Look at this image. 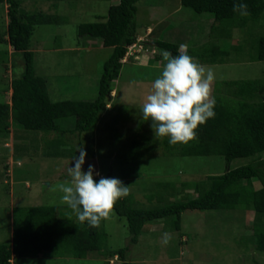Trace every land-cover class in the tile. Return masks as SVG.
<instances>
[{"label":"rangeland","instance_id":"obj_1","mask_svg":"<svg viewBox=\"0 0 264 264\" xmlns=\"http://www.w3.org/2000/svg\"><path fill=\"white\" fill-rule=\"evenodd\" d=\"M17 1L20 16L33 27L29 40L33 68L46 80L50 101L92 100L111 48L78 37L77 27L103 21L107 8L118 0ZM135 5L137 40L145 42L147 51L133 53L121 64L105 99L106 108L92 130L75 131L72 117L57 121L61 130L57 133L23 130L7 120V129L0 133V244H10V211L15 207L53 206L60 219L78 221L76 213L62 202L63 193L54 187L70 179L67 168L74 166L71 161L79 157L80 147L86 152L82 171L92 165L94 178L109 174V178L119 179L129 187L133 207L140 209L194 198L196 192L187 184L223 172L221 156H166L162 140L167 137H156L152 121L143 120L144 99L166 63L152 41L173 43L178 49L180 44L196 49L213 42L227 49L226 63H201L214 70L213 94L215 84L223 81L260 80L264 85V61H248L255 41L264 36V13L243 28H232L228 38H213L209 32L212 16L181 7L179 0H138ZM5 12L6 5L0 3V102L9 104L10 80L21 73L22 58L7 44ZM259 98L264 99V91ZM53 139L61 141L58 148L50 144ZM57 150L61 156L54 155ZM131 152L141 157L132 159ZM246 162L248 159H233L229 167ZM252 187L257 189L259 184L253 181ZM259 220L264 222V217L243 209L185 210L178 230L170 226L169 218L148 222L136 244L128 245L125 221L113 214L97 227L106 234L102 251L80 259L49 252L12 255L10 263L121 264L114 253L127 246L125 258L130 264H264V252L255 250L251 235V224ZM165 232L172 236L167 245L162 243Z\"/></svg>","mask_w":264,"mask_h":264},{"label":"trees","instance_id":"obj_2","mask_svg":"<svg viewBox=\"0 0 264 264\" xmlns=\"http://www.w3.org/2000/svg\"><path fill=\"white\" fill-rule=\"evenodd\" d=\"M137 1L118 0L115 5L107 8L103 21L84 23L77 27L78 37L97 40L102 47L111 48L101 68L95 97L92 100L50 101L46 80L36 75L33 68V54L29 50L33 27L20 16L17 0H0V3L6 5L7 44L13 53H19L22 58L21 73L10 80L9 104L0 102V133L7 129L8 119L23 130L57 133L61 132L57 121L68 117L74 119L75 131L92 130L106 108L105 99L111 92V82L119 73L126 48L137 38ZM237 2L241 0H179L181 7L197 14L207 13L212 16L213 23L209 32L213 38H228L232 28H243L247 22L257 21L264 13V0H242L248 5L250 16L241 17L233 11V5ZM141 44L145 47L144 41ZM152 44L158 50L178 54L176 44L159 40L152 41ZM188 54L208 65L224 64L229 55L227 49L213 42L196 49L189 48ZM248 61H264V36L255 41ZM263 91L264 85L260 80L216 83L213 94L216 115L197 129L198 138L175 145L169 143V137L163 138L166 156H221L225 167L219 175L207 176L200 182L187 184L196 192L194 198H184L148 209L133 207L129 196L120 199L115 205L114 214L125 221L128 245L136 244L144 224L148 222L169 218L170 226L178 230L180 215L185 210L243 209L264 217V99L259 98ZM49 142L57 148L61 143L57 139ZM134 144L132 142V147H135ZM54 155L58 157L62 153L57 150ZM129 157L136 159L141 154L131 152ZM238 158L248 159V162L230 168L229 163ZM109 177L106 174L104 178ZM94 179L98 182L100 178ZM253 181L259 184L257 189L252 187ZM164 185L172 187L171 183ZM58 215L53 206L12 208L10 244H0V264H11L12 255L35 256L42 252L68 254L80 259L89 252L105 248L106 234L103 230L90 227L86 221L81 222L78 218V221H67ZM251 235L255 250L264 252L263 221L251 224ZM127 249L125 246L114 253L121 264H130L125 258Z\"/></svg>","mask_w":264,"mask_h":264},{"label":"clouds","instance_id":"obj_3","mask_svg":"<svg viewBox=\"0 0 264 264\" xmlns=\"http://www.w3.org/2000/svg\"><path fill=\"white\" fill-rule=\"evenodd\" d=\"M233 11L241 17L250 16L248 5L242 0L234 3ZM142 41L136 38L134 43L141 44ZM177 52L173 56L167 50H160L166 63L161 74L153 81L151 91L142 105L143 120H151L155 136L169 137L172 145L197 139V129L216 115L214 70L191 57L186 44H180ZM125 53L121 64L133 56L126 57ZM78 151L79 157L71 161H74V166L67 168L70 179L55 185L54 190L63 193L62 202L76 213L81 222L86 221L90 227H99L101 221L112 217L116 203L127 197L130 189L117 178L101 177L97 182L92 165H89L87 172L82 171L86 152L83 147ZM171 239L170 233H163L164 245Z\"/></svg>","mask_w":264,"mask_h":264},{"label":"built area","instance_id":"obj_4","mask_svg":"<svg viewBox=\"0 0 264 264\" xmlns=\"http://www.w3.org/2000/svg\"><path fill=\"white\" fill-rule=\"evenodd\" d=\"M144 46L142 44H140L139 42L137 43H134L130 46L127 47V52L125 53L126 57L132 55L133 53H138V52H141V51H147V50H144Z\"/></svg>","mask_w":264,"mask_h":264},{"label":"crops","instance_id":"obj_5","mask_svg":"<svg viewBox=\"0 0 264 264\" xmlns=\"http://www.w3.org/2000/svg\"><path fill=\"white\" fill-rule=\"evenodd\" d=\"M85 50H87L88 52L89 51H91V49H89V48H86ZM11 92V91H10ZM36 206H42V205H36ZM11 212V211H10ZM37 255H39V254H37Z\"/></svg>","mask_w":264,"mask_h":264}]
</instances>
